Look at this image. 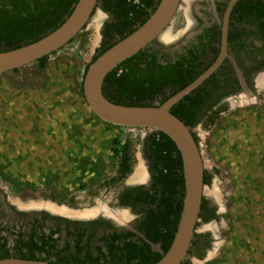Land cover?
I'll return each instance as SVG.
<instances>
[{"label": "rangeland", "instance_id": "374dc122", "mask_svg": "<svg viewBox=\"0 0 264 264\" xmlns=\"http://www.w3.org/2000/svg\"><path fill=\"white\" fill-rule=\"evenodd\" d=\"M203 1L182 3L168 36L155 40L161 49L180 45L198 29L204 19L196 9ZM110 22L109 14L97 4L83 29L48 57L44 69L31 63L0 73V162L8 161L11 174L25 182L17 185L21 192L8 193L9 199L38 202L46 185L56 188L61 184L73 195L79 194L76 200L63 201L66 204L111 208L108 201L123 184L98 189L92 180L114 174L111 138L115 136L137 157L132 171L141 167L138 170L148 178L149 168L142 157L149 132L120 129L98 120L81 92L85 66L103 46L102 30ZM28 130L35 150L22 146ZM193 131L208 175L204 197L217 213L196 227L200 245L204 238L210 241L207 253L201 250L207 258L200 263L195 248L191 261L264 264V87L252 97L221 103ZM71 145L76 150L67 151Z\"/></svg>", "mask_w": 264, "mask_h": 264}, {"label": "trees", "instance_id": "16d2710c", "mask_svg": "<svg viewBox=\"0 0 264 264\" xmlns=\"http://www.w3.org/2000/svg\"><path fill=\"white\" fill-rule=\"evenodd\" d=\"M76 1L0 0V52L36 41L60 26L71 13ZM158 2L159 0H97L101 9L111 17V22L102 30L104 44L87 63L84 73L88 65L100 54L140 26L154 11ZM241 2L242 0L238 1L236 6ZM245 2L240 4L243 12L247 17H252L253 22L261 24L264 5H252L250 0ZM206 53L205 43L201 40L199 45L191 46L185 55L179 56L173 62L162 63L147 49L141 50L122 61L105 76L102 92L108 100L116 104L159 105L193 81L212 63L211 61L202 64L200 58ZM46 61V57H42L35 63L43 69ZM213 75L214 73L171 107V113L185 125L193 127L200 123L205 110L214 105L208 104V98L204 97L205 94L209 96L210 91L206 85L211 82ZM145 142V154L153 171V188L156 192L155 195L148 191L137 195V200L143 201L148 207L144 210L138 227L146 240H132L130 237L133 232L114 233L102 237L106 252L98 247L96 256L90 255L89 251L81 255L80 240L83 233L79 232L75 241L77 254L63 256L60 251L55 254L49 251L52 244H48L45 239L42 238V244L38 245L30 237L29 244L33 248L31 254L20 252V255L15 257L48 260L56 264H153L159 260L172 242L182 209V162L175 144L164 133L154 131ZM111 151L112 159L119 161H115L116 176L121 180L131 171L129 147L126 143L121 144L120 138L115 136L111 139ZM107 184L113 183L109 180ZM205 204L202 201V213L209 214L207 217H214L213 210L208 209ZM151 205L154 206L150 207ZM119 239H122V243H117ZM149 243L159 244L160 250H152ZM34 251L46 252L47 256L38 257ZM49 254H52L51 258ZM9 256L12 255L7 252L0 254V258Z\"/></svg>", "mask_w": 264, "mask_h": 264}, {"label": "flooded vegetation", "instance_id": "af4514ba", "mask_svg": "<svg viewBox=\"0 0 264 264\" xmlns=\"http://www.w3.org/2000/svg\"><path fill=\"white\" fill-rule=\"evenodd\" d=\"M227 1L228 0H204L202 6L204 9L200 6L196 9L199 18H201L200 15L203 13L202 19L204 20H201L203 21L202 24L180 45L168 50H163L156 41H153L146 49L148 52L154 54L162 63L173 62L179 56L185 55L191 46L199 45L201 40L205 43V49L207 50L206 55L200 58L202 64L213 62L219 51L221 19ZM245 1L246 0H242L241 3H246ZM250 2L252 5H258L260 3L264 5V0H250ZM240 4L239 6H236V4L234 5L229 17L227 57L217 71L214 72L210 80L211 82L206 85L210 93L209 96L205 94L204 97L208 98V104L214 103V105L205 110V112L204 110L202 111L204 112L202 114L203 117L223 102L230 104L236 97L246 95L252 97L258 94L259 90L264 87V18H262L261 24H258L257 21L253 22L252 17H247L246 13L243 12ZM49 56L50 55L45 56L46 59H48ZM16 69L17 68L9 71H15ZM39 70L42 69L39 68ZM116 127L120 129L125 128ZM190 128L198 144V139L193 131V127ZM31 134L32 131L28 130L26 134L27 142L22 144L27 150H35L33 140L28 138ZM151 134L152 132H149V135ZM121 144H124V142L121 141ZM7 148L13 149L12 147ZM73 150H76V147L73 145L67 146V151ZM111 155H113V152ZM142 158L149 168L148 178L145 177L143 172L141 180H133L136 171L142 169L138 167L134 172L131 166L130 173L120 180L116 176L117 168L115 161L119 162L117 159H112L114 161L113 175L105 178H102V175V177L97 176L93 178L92 181L95 182L94 186H98V189H100V187L110 188L111 185L107 184L109 180L112 181L113 186L118 183L119 185L123 184L120 186L121 188L112 195V201H108L112 209L101 204L97 207L91 206L89 208H82L81 206L79 208V206L76 205L72 206L68 203L66 204L63 201L76 200L79 198V194L78 191H76L77 194L75 193V195H73L72 191H66L65 188L61 187V184L56 188L46 185L45 188L47 190L41 194V200L38 199V202L28 201L22 203L9 199L8 193L17 194L21 192L22 189L17 187V185H24L25 182L16 179L14 175L11 174L9 170L10 166L7 164L8 161L5 162L3 160L0 162V184H4L3 187L0 186V254L7 252L15 257L20 255L21 252L25 255H30L31 251H33V248H31L32 246L29 244L30 237H32L38 245L42 244V238L48 241V244H52V248H50L49 251L53 254L60 251V254L63 256L76 255L75 241L76 235L79 232L83 233L80 240L82 250L79 254L81 255H85L86 252L89 251L90 255L96 256L98 255V247H100L103 252H106V244L102 240V237L113 235L114 233L133 232V235L130 237L132 240L137 242H139V240H137L139 238L146 240L143 236V232L139 230L138 227L142 220L144 210L148 207L143 201L137 200V195L146 191L155 195L156 192L153 188V171L150 168V161L145 152ZM129 159L132 165L135 163V160H137V157L130 155ZM204 174V185H206L208 184V175L206 172ZM82 183H80V185H82ZM25 187L26 186H24V189ZM206 200L207 199L203 196L202 201L206 203V207L212 209L213 213L216 214L217 210L209 206ZM153 206L154 205H151L150 207ZM84 212L88 213L83 214ZM208 215L207 213H202L200 210L197 225L204 217L207 219ZM205 239L206 238L202 240L203 244L200 245L199 241L196 239L195 232L192 240L193 242L191 243L187 255L180 264H195L191 261L190 257V253H192L195 248L199 251L198 261L202 263V261L207 258L206 253L208 248L206 247H208L210 242ZM117 243H122V239L117 240ZM149 245L154 251L160 250V246L157 243H149ZM65 246H67L66 250ZM203 248L206 249L204 250L206 255H201L203 253L201 251ZM34 254L42 258L47 256L46 252L39 253L34 251ZM49 257L51 258L52 254H49Z\"/></svg>", "mask_w": 264, "mask_h": 264}, {"label": "water", "instance_id": "95a60500", "mask_svg": "<svg viewBox=\"0 0 264 264\" xmlns=\"http://www.w3.org/2000/svg\"><path fill=\"white\" fill-rule=\"evenodd\" d=\"M237 1L228 0L225 6L220 26L219 51L213 62L193 81L159 105L116 104L104 96L103 81L122 61L146 49L153 41L166 38L170 24L185 0H159L154 11L140 26L100 54L84 73L83 96L89 110L99 120L144 132L160 131L172 140L179 151L184 181L182 209L168 250L153 264H180L196 232L204 196V163L191 128L173 115L170 109L216 72L227 57L229 17ZM96 5L97 0H77L60 26L36 41L0 52V73L31 64L68 44L87 24ZM0 264L56 263L9 256L0 258Z\"/></svg>", "mask_w": 264, "mask_h": 264}, {"label": "bare ground", "instance_id": "6f19581e", "mask_svg": "<svg viewBox=\"0 0 264 264\" xmlns=\"http://www.w3.org/2000/svg\"><path fill=\"white\" fill-rule=\"evenodd\" d=\"M143 177V173H140V171H136L133 180H141ZM88 213V212H87ZM86 212H84L83 214H87ZM122 214V213H121Z\"/></svg>", "mask_w": 264, "mask_h": 264}]
</instances>
